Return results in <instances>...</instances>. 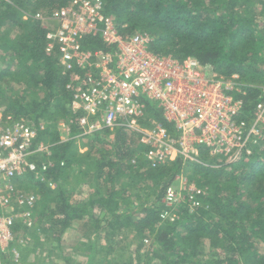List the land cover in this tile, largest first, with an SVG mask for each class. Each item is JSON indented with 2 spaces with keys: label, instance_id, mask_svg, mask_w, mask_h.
<instances>
[{
  "label": "trees",
  "instance_id": "1",
  "mask_svg": "<svg viewBox=\"0 0 264 264\" xmlns=\"http://www.w3.org/2000/svg\"><path fill=\"white\" fill-rule=\"evenodd\" d=\"M67 2L0 0V51L10 55L11 62L16 63L14 68L0 71V95L5 92L7 79L15 81L20 91L8 99L6 114H11L15 120H35L37 127L42 119L69 118L74 137L80 132L74 122L76 116L70 109L71 95L66 90L68 77L55 54L47 52V29L43 21L36 18L41 11L44 14L52 12ZM103 2L106 14L115 17L121 25H128L127 34L138 31L154 37L152 47L155 52L179 59L194 57L222 76L239 75L246 85L264 86V71H259L264 66V0ZM237 7L240 8L238 13H227ZM26 11L34 15L23 21L21 15ZM15 28L22 30L20 37L12 34ZM87 44L93 49L103 47L101 40L96 39ZM259 93V89H249L246 100L257 102ZM40 95L44 97L40 98ZM150 109L155 110L153 106ZM156 117L165 124L160 110ZM111 133L90 136L93 137L92 150L95 148L97 152L88 151L84 157L74 150L73 138L65 141L58 133L41 130L38 142L46 141L55 162L44 175L49 182L66 179L68 171L78 166L77 176L82 172L94 175L107 190L99 191L88 201H73L72 193L60 185L58 190L49 187L33 210L37 223L34 229L27 230L30 236L42 231L53 234L60 242L76 222L98 224L99 216L107 212L113 222L120 223V218L126 217L128 226L141 238L150 234L153 246L145 264H264V252L258 249V246H264V163L260 156L220 168L185 164L181 159L151 168L148 162L140 160L141 156L139 158V151L144 148L137 147L139 133L116 130L115 142L110 145L102 140V136ZM94 155L98 157L93 159ZM191 167V181L201 188L206 187L205 195L198 196L202 202L200 206L174 221H163L162 207H145L140 212L141 217L135 220L130 214L132 205L128 203L127 189L121 180L129 177L131 182H142L152 178L158 183L162 180L160 177L169 176L164 193L155 194L159 200L165 196L171 180ZM227 167H231V171H226ZM35 177L31 174L26 179ZM79 184L77 177L76 185ZM163 207L166 206L163 204ZM97 209L98 217L94 213ZM21 228L22 224L18 223L14 229ZM143 248L140 245L139 251ZM205 255L209 256L206 262L201 259ZM142 259L139 255L136 264H143Z\"/></svg>",
  "mask_w": 264,
  "mask_h": 264
},
{
  "label": "built area",
  "instance_id": "2",
  "mask_svg": "<svg viewBox=\"0 0 264 264\" xmlns=\"http://www.w3.org/2000/svg\"><path fill=\"white\" fill-rule=\"evenodd\" d=\"M36 18L50 24H44L47 52L55 54L67 74L80 137L119 129L139 133L151 168L177 159L212 168L231 166L261 146L264 87L246 85L239 75L222 76L194 57L155 52L154 37L127 34L128 25L106 14L103 0H68ZM94 39L103 47L91 48L87 42ZM255 88L260 90L258 101L246 100ZM158 110L168 127L157 119ZM43 129L12 115L0 116V251L17 239L16 224L25 230L36 224V198L17 184L31 174L45 177L55 164L50 146L38 142ZM67 129L71 131L70 125ZM179 196L170 185L163 199L169 213ZM28 236L26 232L21 238Z\"/></svg>",
  "mask_w": 264,
  "mask_h": 264
},
{
  "label": "rangeland",
  "instance_id": "3",
  "mask_svg": "<svg viewBox=\"0 0 264 264\" xmlns=\"http://www.w3.org/2000/svg\"><path fill=\"white\" fill-rule=\"evenodd\" d=\"M238 9L240 8L237 7L234 10L231 8L227 11V13H238ZM30 11L22 13L21 18L23 21H27L32 15H34ZM42 12L43 11H41V13ZM239 13H242V11ZM43 23L46 26L50 25L47 22ZM21 33L22 30L19 28H15L12 31V34L17 36ZM9 57L10 55L2 54L0 51V71H7L10 70L11 67H15L14 65H16V63L11 62ZM259 71L263 72L264 66L260 67ZM5 82V92L2 96L0 95V116L3 117L11 115L6 114V109L9 104L8 99L14 98L15 93L20 91V87L16 85L15 81L7 79ZM260 87L263 88L264 86H257V88ZM43 97L44 95H40V98ZM52 108L53 107H51L50 113L53 111ZM22 121L36 125L35 120L29 118L22 119ZM71 124L72 122L69 118L56 117L46 120L42 119L39 126H42L47 131H50V133H58L62 140L69 141L73 138L75 140L74 150L80 156L86 157L88 151H91V153L93 151L97 152L95 148L92 150L91 143L93 142V137H80L79 134L72 137L71 131H68L67 129V125L71 126ZM114 133L115 132L111 134H104L102 136V140L106 141L110 145L114 144ZM137 142V147L143 148L139 140H137ZM44 143H46L45 140ZM99 148H103V144L100 145ZM263 150L264 138L261 146L251 157L260 156V160L264 163ZM144 152V148L142 151H139V158L141 156V161H146ZM95 157L98 156L94 155L93 159ZM134 160L137 162L138 158L135 157ZM231 169V167H227L226 171H231ZM191 170L192 167L191 169L189 168L187 170H183L180 175L175 177L171 180L172 182H170V185L180 194L178 201L170 213L166 208L167 206L163 207L164 197L158 200L155 195L164 193V185L167 184L166 181H168L169 176L164 178L160 177L162 180H158V183L157 179L154 180L148 177L147 180H142V182L139 180L131 182L129 177H125V179L121 180V182L125 186V189H127L128 203L132 205L131 208L133 211L130 214L134 215L135 220H138V217H141L140 212L145 207L150 209H158L162 207L161 217L166 215L165 213H168L165 218L162 217L163 221H171V217L181 219L186 213H192L197 204H202L197 194L192 191L194 189L193 187L202 191V195L200 196L205 195L206 187L201 188L191 181ZM77 173H79L78 166L72 168L70 172L68 171V177L66 179H60L59 182H49L46 176L25 178L26 180L24 179L22 182L17 184V189L22 191L25 195L34 196L36 198L37 207L45 196L44 191H46L49 187L51 189L58 190L57 187L60 185L63 190H67L72 193L73 201L79 199L88 201L89 199L95 197L99 191L105 192L107 190V187L98 183L99 181L96 180L94 175L92 176L87 172H82L80 176H77ZM77 177L80 180L79 185H76ZM161 181H163V183ZM40 183L43 184V186H41ZM94 213H96L95 215L97 217L100 214L98 209L95 210ZM33 217L37 223V218L35 216ZM99 217L100 223L98 224H95L94 222L88 223L87 221L76 222L74 226L62 236L60 242L54 238L53 234H43L42 231L38 232V234L34 236L31 234V236H28V240H22L21 237L25 236L27 230H25V228H21V230L17 231V239L14 240L13 244L8 246L5 251H0V264H136L139 255L143 257L142 261L143 264H145L149 251H152L151 248L153 246L150 234H146L144 238H141L132 227L128 226L126 217L120 218V223H118V221H110L112 217L110 214H107V212H102ZM168 217H170V219ZM111 225H113V227ZM34 227L32 229H34ZM45 227L48 226L45 225ZM140 245H143L144 248L139 251ZM258 249L260 252H264V246H258ZM201 259L206 262L209 260V256L205 255L204 257H201Z\"/></svg>",
  "mask_w": 264,
  "mask_h": 264
}]
</instances>
